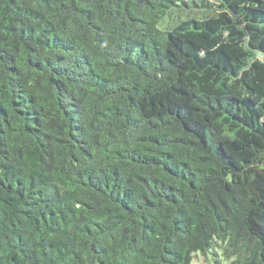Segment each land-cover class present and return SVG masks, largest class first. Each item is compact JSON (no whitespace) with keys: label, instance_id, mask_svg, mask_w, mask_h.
I'll list each match as a JSON object with an SVG mask.
<instances>
[{"label":"trees","instance_id":"trees-1","mask_svg":"<svg viewBox=\"0 0 264 264\" xmlns=\"http://www.w3.org/2000/svg\"><path fill=\"white\" fill-rule=\"evenodd\" d=\"M0 264H264V0H0Z\"/></svg>","mask_w":264,"mask_h":264},{"label":"rangeland","instance_id":"rangeland-1","mask_svg":"<svg viewBox=\"0 0 264 264\" xmlns=\"http://www.w3.org/2000/svg\"><path fill=\"white\" fill-rule=\"evenodd\" d=\"M195 261H199V262H201L202 260H201V257H196L195 258Z\"/></svg>","mask_w":264,"mask_h":264}]
</instances>
